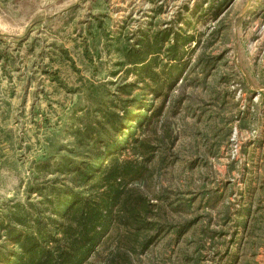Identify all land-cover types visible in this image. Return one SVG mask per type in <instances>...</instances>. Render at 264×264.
<instances>
[{
    "label": "rangeland",
    "instance_id": "374dc122",
    "mask_svg": "<svg viewBox=\"0 0 264 264\" xmlns=\"http://www.w3.org/2000/svg\"><path fill=\"white\" fill-rule=\"evenodd\" d=\"M145 33L181 70L138 185L156 204L154 237L115 235L91 261L120 242L112 264H264V0H0V215L24 201L45 148L70 141L61 129L87 90L108 100L136 81L117 49Z\"/></svg>",
    "mask_w": 264,
    "mask_h": 264
},
{
    "label": "trees",
    "instance_id": "16d2710c",
    "mask_svg": "<svg viewBox=\"0 0 264 264\" xmlns=\"http://www.w3.org/2000/svg\"><path fill=\"white\" fill-rule=\"evenodd\" d=\"M117 52L116 65H129L127 73L136 81L116 85L108 100L102 94L93 102L92 89L87 90L88 103L72 114L69 128L62 126L70 141L45 148L33 165L24 201H10L0 215V264H94L92 257L115 235L139 236L143 248L152 241L156 204L138 185L156 157L149 133L181 70L179 62L159 64L148 33L137 46ZM140 83L155 98L163 95L159 105L132 95ZM115 247L103 264L120 254L121 243Z\"/></svg>",
    "mask_w": 264,
    "mask_h": 264
}]
</instances>
